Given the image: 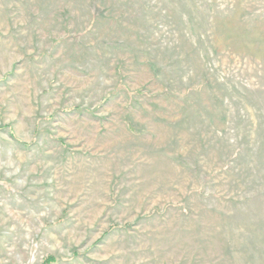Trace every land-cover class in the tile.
Here are the masks:
<instances>
[{"label":"rangeland","instance_id":"374dc122","mask_svg":"<svg viewBox=\"0 0 264 264\" xmlns=\"http://www.w3.org/2000/svg\"><path fill=\"white\" fill-rule=\"evenodd\" d=\"M47 256L264 264V0H0V264Z\"/></svg>","mask_w":264,"mask_h":264},{"label":"trees","instance_id":"16d2710c","mask_svg":"<svg viewBox=\"0 0 264 264\" xmlns=\"http://www.w3.org/2000/svg\"><path fill=\"white\" fill-rule=\"evenodd\" d=\"M129 94H135V95H142V92L140 90L135 91L133 93H129ZM113 228H115L114 225L110 226L109 230H112ZM56 261V259L53 256H47L42 264H51L54 263Z\"/></svg>","mask_w":264,"mask_h":264}]
</instances>
